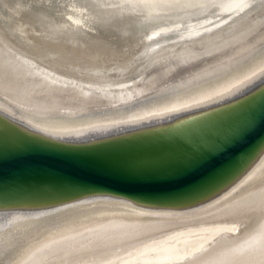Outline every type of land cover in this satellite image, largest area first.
<instances>
[{
    "label": "bare ground",
    "instance_id": "6f19581e",
    "mask_svg": "<svg viewBox=\"0 0 264 264\" xmlns=\"http://www.w3.org/2000/svg\"><path fill=\"white\" fill-rule=\"evenodd\" d=\"M263 86L264 0H0L1 129L90 144L219 112ZM71 199L0 201V264L264 259L252 240L264 228V147L191 200L50 206Z\"/></svg>",
    "mask_w": 264,
    "mask_h": 264
},
{
    "label": "water",
    "instance_id": "95a60500",
    "mask_svg": "<svg viewBox=\"0 0 264 264\" xmlns=\"http://www.w3.org/2000/svg\"><path fill=\"white\" fill-rule=\"evenodd\" d=\"M243 120L252 122L243 138L225 143ZM27 134L0 128V201L72 198L52 207L109 196L164 207L219 188L264 147V86L227 109L150 133L83 145Z\"/></svg>",
    "mask_w": 264,
    "mask_h": 264
},
{
    "label": "snow or ice",
    "instance_id": "6c2138e0",
    "mask_svg": "<svg viewBox=\"0 0 264 264\" xmlns=\"http://www.w3.org/2000/svg\"><path fill=\"white\" fill-rule=\"evenodd\" d=\"M85 11H86V9H85ZM68 19L72 20V16H69ZM73 22L75 23L76 21H73ZM251 124H252V122L249 121V120L241 121L239 124H237L233 128L232 135L225 139V143H232L235 140H239V139L243 138V135H244L245 131L249 127H251ZM219 146L220 145H217V147H219ZM260 210L262 212H264V202H262ZM252 240L253 241H257L258 240L260 242V244H261V253H262V255H264V228H262L261 231L257 235L253 236ZM260 264H264V259L261 260Z\"/></svg>",
    "mask_w": 264,
    "mask_h": 264
}]
</instances>
